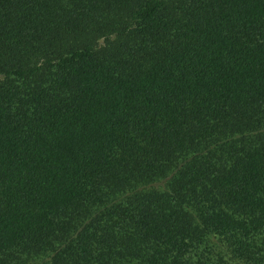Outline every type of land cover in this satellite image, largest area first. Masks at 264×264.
Returning a JSON list of instances; mask_svg holds the SVG:
<instances>
[{
  "label": "trees",
  "instance_id": "1",
  "mask_svg": "<svg viewBox=\"0 0 264 264\" xmlns=\"http://www.w3.org/2000/svg\"><path fill=\"white\" fill-rule=\"evenodd\" d=\"M0 264H264V0H0Z\"/></svg>",
  "mask_w": 264,
  "mask_h": 264
}]
</instances>
